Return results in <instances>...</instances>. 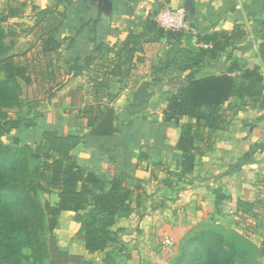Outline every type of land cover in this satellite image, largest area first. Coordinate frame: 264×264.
Here are the masks:
<instances>
[{"label": "crops", "instance_id": "crops-1", "mask_svg": "<svg viewBox=\"0 0 264 264\" xmlns=\"http://www.w3.org/2000/svg\"><path fill=\"white\" fill-rule=\"evenodd\" d=\"M8 4H27L25 13L15 20L36 17L37 11L52 10L51 19L61 20L59 27L41 24L35 32L55 30L62 44V65L84 67L87 58L98 50H123L130 35L143 33L155 9L183 8L187 11L191 31L187 34L202 39L212 34L229 35V44L215 49L207 58L198 50L211 45L194 40L185 43L148 44L136 53L125 76H109L118 89L115 100L135 99L120 109L110 104L117 119L113 136L89 135L87 119L78 111L53 106L56 115L73 116L74 120L54 122L51 132L62 137H78L70 155L87 172L105 181L117 177L133 191L134 212L118 219L117 242L108 251L113 264H147L156 243L178 244L209 226H219L230 233H253L248 240L262 250L264 246V209L252 215H241L238 203H255L264 199V0H7ZM36 8V10H35ZM48 31V30H47ZM174 43V44H173ZM132 45H130V48ZM72 80L66 89L83 86L91 92L92 68ZM227 76L234 80L233 93L223 107L222 130L213 133L209 153L197 159L192 174L178 177L182 154L177 149L181 128L194 120L181 118L179 124L167 122L163 112L166 98L187 86V78ZM71 76L67 77L66 81ZM83 80V84L79 81ZM102 81L100 78L98 82ZM173 84V85H171ZM67 92V93H68ZM61 110V111H59ZM203 146L202 144H199ZM70 213L60 216V229L55 231L58 246L71 256L93 264H103L105 253L88 255L83 242L74 234L64 237L63 223ZM73 225V226H72ZM78 231V228H77ZM260 264H264V253Z\"/></svg>", "mask_w": 264, "mask_h": 264}, {"label": "trees", "instance_id": "trees-1", "mask_svg": "<svg viewBox=\"0 0 264 264\" xmlns=\"http://www.w3.org/2000/svg\"><path fill=\"white\" fill-rule=\"evenodd\" d=\"M26 8L25 3L9 6L0 17V51L3 48L2 23L19 17ZM158 13L154 14L157 16ZM37 15L36 27L41 24L60 26L61 20L50 18V9L37 11ZM53 31L47 28L40 33L32 60L0 59V103L6 106L11 102L17 103L15 85L18 79L27 86L35 84L40 91L46 88L51 91L57 87L54 94L46 93L49 105L78 111L82 118L87 119L89 135L94 136H113L117 132V116L110 106L116 96L108 92V77L129 74L125 67L130 66L135 54L141 53L145 45L162 40L175 42L185 34L165 31L154 19H149L142 34L127 38L123 50H98L87 58L84 67H79L78 62L65 65L70 68L67 77L71 76L67 82L62 79V68L53 64L54 57L60 56L62 48ZM230 38L220 33L202 39L196 37L197 41L211 45V48L198 50V56L207 58L214 55L215 49L222 50ZM92 65L95 77L90 79L91 92H86L81 86L60 96L73 79L83 75ZM100 78L102 81L98 82ZM233 89L234 80L227 76L196 80L190 75L186 87L166 98L165 121L178 125L184 117L194 120L180 130L177 149L182 157L176 174L178 177L192 174L197 159L205 157L211 150L213 133L222 130L224 118L221 111ZM53 97H60L59 105L53 104ZM40 117L36 114L31 119L19 117L13 120L0 115V137L20 128L32 129ZM43 139L45 142L36 149L28 145L7 146L0 140V264H93L82 257L71 256L58 246L55 231L60 227V216L64 212L74 214V221L78 224L77 235L85 252L88 255L105 253L103 264H113L114 257L108 248L117 242V220L129 218L134 212L133 191L122 179L115 177L105 181L94 172L83 170L70 155L78 144V137H62L45 131ZM14 143L19 144V140H14ZM44 184L52 189L44 190ZM40 191H56L57 203L43 205L38 198ZM256 209H264V199L255 203H238V212L250 214L253 219L256 218L253 214ZM253 231L249 227L247 234L241 236L219 226L205 227L183 243L170 264H260L252 260L261 258L264 246L258 250L248 240L247 235Z\"/></svg>", "mask_w": 264, "mask_h": 264}, {"label": "rangeland", "instance_id": "rangeland-1", "mask_svg": "<svg viewBox=\"0 0 264 264\" xmlns=\"http://www.w3.org/2000/svg\"><path fill=\"white\" fill-rule=\"evenodd\" d=\"M9 6H12L11 4L7 3V0H0V17L7 12V9ZM16 6V5H14ZM158 9H155L154 12H157ZM21 20H15L14 18L9 19L5 23H2V29L3 33L1 36V41L3 44L2 51H0V59L6 58V57H13L17 61H24L26 59L32 60L34 58L35 50L39 44V38L40 34L35 32L36 29V22L39 19V16L36 17H25V19L20 18ZM155 20V19H154ZM196 38H193V36H190V34L185 33L181 36L176 43H185L187 45L194 47V40ZM1 44V42H0ZM174 44V43H173ZM2 54V55H1ZM62 59L63 57L55 56L53 59V64L55 66L61 67V73H62V79H67V71L70 69L69 67H66L65 65H62ZM93 72V71H92ZM95 75V73H92ZM35 79V78H34ZM79 84H83V80L79 81ZM173 85V84H171ZM124 86L123 83L121 84H111V94H116L118 89H122ZM57 87H54L51 91H49L47 88L46 90L40 91V89L34 84L31 86H27L22 80H17V85H15V91L17 96V103L11 102L9 106L4 105L0 103V110L1 116L6 115L7 119H17L19 117H24L31 119L36 114H40L41 117L37 121L36 127L32 129L27 128H20L19 130L14 131L13 133L9 135H4L0 137V140L4 142L5 145H9L12 147L17 146H30L33 149H36L39 144H43L45 141L43 139L44 132L52 131V127L54 126V122H60L61 120H74V123L79 124L80 121L78 118H76V114L70 117V115L66 116V110L64 115H56L55 110L53 106L49 105V102L46 99V93L49 92L54 94ZM68 91L64 90L60 93V96H64ZM45 95V96H44ZM60 97H53L52 102L53 104L59 105V99ZM109 100H106L108 102ZM167 101V100H166ZM134 104L137 102L135 99H118L114 101V104L117 105L120 109L127 107L129 103ZM61 111V110H59ZM3 122V121H2ZM14 140H19V144H15ZM43 153V151H41ZM49 189L51 190V187H48L44 184V190ZM38 198L40 202L44 204H50L51 206L55 205L58 201V193L56 191H51L47 193V191H40L38 193ZM136 202V199L134 200ZM75 216L74 214L70 213L69 217L64 218L63 223L66 225L68 223L73 224L75 226ZM72 225V226H73ZM77 227L72 228H66L64 229L65 232L64 237H66L68 234H74L75 233V239L80 240L79 236L77 235ZM60 229V227H59ZM191 237V236H189ZM188 236L184 237L180 243L178 244V249L183 245V243L189 238ZM178 250L173 246L171 243H156L153 255L151 259H148L146 262L147 264H170L172 260L177 255ZM260 259H254L252 262L256 263L259 262Z\"/></svg>", "mask_w": 264, "mask_h": 264}, {"label": "built area", "instance_id": "built-area-1", "mask_svg": "<svg viewBox=\"0 0 264 264\" xmlns=\"http://www.w3.org/2000/svg\"><path fill=\"white\" fill-rule=\"evenodd\" d=\"M157 25L168 32L189 33L190 23L185 9H163L155 17Z\"/></svg>", "mask_w": 264, "mask_h": 264}]
</instances>
